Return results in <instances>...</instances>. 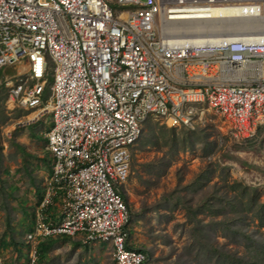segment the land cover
I'll return each instance as SVG.
<instances>
[{
	"label": "built area",
	"instance_id": "1",
	"mask_svg": "<svg viewBox=\"0 0 264 264\" xmlns=\"http://www.w3.org/2000/svg\"><path fill=\"white\" fill-rule=\"evenodd\" d=\"M215 9L234 12L225 29L192 30L210 26ZM4 68L16 71L2 81L8 99L29 113L24 123L52 115L45 135L52 171L25 236L28 264L55 236L105 243L113 264H146L127 245L122 187L131 149L146 120L193 129L205 110L235 139L257 138L264 0H0ZM55 203L58 222L48 213Z\"/></svg>",
	"mask_w": 264,
	"mask_h": 264
},
{
	"label": "rangeland",
	"instance_id": "2",
	"mask_svg": "<svg viewBox=\"0 0 264 264\" xmlns=\"http://www.w3.org/2000/svg\"><path fill=\"white\" fill-rule=\"evenodd\" d=\"M109 1L114 3V0ZM14 72L15 69L13 71L11 68L7 71V75H12ZM4 93L5 91L1 89L0 153L5 148L3 141L9 145V141L14 137L18 143H25L26 151L32 155L35 149L30 147L32 143H28V132L24 127L26 113L18 109L12 112L7 110L5 104L7 98H4ZM45 122L50 129L52 115L46 116ZM171 128H175L177 135H181L182 131H196L205 136L208 142L213 143L212 152L205 156L201 145L195 146L193 150L187 148L179 151L172 158L170 165L164 168L163 164L158 162L161 158H164L163 161H168L170 156L164 154L165 148L154 147L149 142V138L160 137L164 130ZM13 151L15 150L9 146L2 156V162L7 161L6 167L10 174L19 177L17 183L21 194L25 197L28 207L34 210V197L27 183V186L24 184L21 177L23 170L19 158L13 155ZM26 161L32 166L37 163L32 157L27 158ZM146 164L154 165L152 174L147 173ZM208 167L213 170L211 181L198 189L195 186L191 187L195 177ZM16 171H19V174ZM233 181L261 192L260 199L264 202V128L259 131L256 139L243 142L235 139L228 125L212 111L205 110L193 129L170 127L158 119L150 118L143 125L142 135L133 148L130 175L122 187L131 219L127 227L130 233L129 246L147 251L149 253L147 264H211L206 261L205 256L209 257L211 250L217 247L247 258L246 250L243 248L245 242L240 246L235 245L229 239L221 237V227L216 228L210 224L205 227V224L209 223L207 213L198 214V219L202 222L198 228L204 225L201 235L206 238V247L201 251L200 245L195 244V238L192 236L195 222L189 219L185 209L187 206L198 209L203 197L216 188H219V194L226 192V185H231ZM174 191L179 192L178 194L183 198L177 206L173 199L169 202L163 200L164 195ZM23 219L18 213L12 223L21 225ZM247 222H249L248 226L244 229L248 234L251 233L258 238L263 237L264 228H258L257 222L249 215ZM2 229L1 223L0 235ZM21 233L19 229L16 235L19 241L25 239ZM74 238L80 242L79 236ZM253 254V259L264 261V249L257 247ZM0 259L2 264H27L25 259H15L14 253L8 251V248L6 251H0ZM40 264H113V262L109 245L103 246L98 243L85 251L75 245L74 241L64 240L55 243L48 253L47 260Z\"/></svg>",
	"mask_w": 264,
	"mask_h": 264
},
{
	"label": "trees",
	"instance_id": "3",
	"mask_svg": "<svg viewBox=\"0 0 264 264\" xmlns=\"http://www.w3.org/2000/svg\"><path fill=\"white\" fill-rule=\"evenodd\" d=\"M52 82V78L50 75L48 76V84ZM4 90V98L8 97V89L5 87L2 76L0 72V90ZM48 93V88L45 90ZM3 98V99H4ZM2 111L0 110V122L2 117ZM26 113V111H25ZM149 120V119H148ZM146 120V121H148ZM145 121V123H146ZM144 123V124H145ZM143 124V125H144ZM40 125V126H39ZM39 126V127H37ZM44 126L42 122L38 123V125H30L28 126L27 132L29 136L35 137L36 133L39 132L40 128ZM45 127V126H44ZM164 129V128H163ZM47 132L50 130L47 126L45 128ZM143 126L141 128L142 135ZM181 135L176 134L175 128H171L169 130H164L161 133L160 137L152 136L151 139L149 138V142L159 149L165 148V155H169L168 161H163L164 158H161L158 163H162L164 168L168 167L172 161V158L179 153V151L184 149H191L193 150L195 146L201 145L204 148V155H209L213 150V143L208 142L206 137L198 134L196 131H182ZM139 137V138H140ZM139 140V139H138ZM137 140V141H138ZM161 141V142H160ZM248 142V141H247ZM137 143V142H136ZM212 145V146H211ZM135 146V145H134ZM131 149V156L133 148ZM10 147L13 148V155L19 158V162L21 164V169L23 170V175L21 177H25L29 184L36 190L39 196L38 186L36 184V178L34 175V165L32 166L30 163L26 161L27 158L32 157L35 158L33 155L28 153L25 147L19 144L15 138L13 137L10 140ZM46 148H47V141H46ZM16 152V153H15ZM50 154V153H49ZM51 155V154H50ZM14 158V156H11ZM52 164L53 158L51 156V160L49 162L50 171H52ZM153 164H146L147 173L152 174ZM7 169V168H6ZM212 169V168H211ZM209 167L203 170L197 177L192 181L191 187H196V189L203 187L205 184H208L211 181V175L213 170ZM0 170L5 171L4 163L2 162V155L0 153ZM6 172L9 174V170L7 169ZM19 174V171H16ZM160 176V173H158ZM227 191L224 193H218L219 188L214 189V191L207 196L202 198V203L198 207V209H193L192 207H185L187 211V215L189 219L194 221L193 223V237L195 238V244L200 245V250L204 251V247H206L205 240L206 238L201 235L204 231V225L202 228L200 227L202 224L201 220L198 219V214L207 213V217H209V223L205 224L212 225L213 227L220 228L221 227V237L229 239L231 243L240 246L244 242L243 248L246 250L245 255L247 256L240 257L236 253H231L226 251L222 248H213L211 250V254L209 257L205 256L207 262H211V264H264V261L253 259V253L255 248L259 247L260 249H264V235L263 237L258 238L254 237L253 235L248 234L246 228L248 226L247 219L248 215L251 217L252 220L257 222V227L263 229L264 228V202L261 201L260 197L261 192L258 190L243 185L238 181H233L231 185H226ZM179 192H172L170 194L164 195L163 200L165 202H169L170 199L175 200L174 204H180L179 202L182 201V197L178 194ZM122 197L124 202L126 203V199L122 192ZM15 202V204H13ZM184 203V202H183ZM37 204V203H36ZM35 204V205H36ZM127 205V203H126ZM35 207V206H34ZM128 207V205H127ZM129 210V208H128ZM0 213H2V234L0 235V251L3 250L12 251L15 255V259L17 260H24L28 264V252L29 246L25 242V237H23V241H19L16 239V235L18 234L19 229L21 230V234L26 236L28 233L32 232L33 230V221H34V210L33 208H29L28 204L26 203L25 197L20 192V189L15 185V181L7 182L5 180H0ZM18 213H20L21 217L24 218L21 225H16L12 223L13 218L17 217ZM130 214V212H129ZM131 222L130 216L129 221L126 224V229L128 224ZM128 230V229H127ZM129 232V230H128ZM130 236V233H129ZM68 240L67 237L64 236H55V237H48L43 239L38 246L39 249V259L37 264L41 262H45L48 258V253L52 250L55 243ZM75 245L82 247L85 251L93 247L95 244L98 243H91V244H82L81 242L74 243ZM103 246L107 245L105 243H100ZM129 248H131L128 244ZM223 247V246H222ZM254 247V248H253ZM140 252H143L147 257L149 253L143 249H137ZM204 256V254H202ZM24 261V262H25ZM146 262V264H147Z\"/></svg>",
	"mask_w": 264,
	"mask_h": 264
},
{
	"label": "crops",
	"instance_id": "4",
	"mask_svg": "<svg viewBox=\"0 0 264 264\" xmlns=\"http://www.w3.org/2000/svg\"><path fill=\"white\" fill-rule=\"evenodd\" d=\"M11 69V68H4V69H1L0 72H1V76L2 78L3 77H9L11 75H7V71ZM13 71H14V68H12ZM13 75V74H12ZM6 108L7 110L9 111H13L15 109H18L20 111H22V113H25L24 110L20 109V108H17L15 107V105L8 99H6ZM29 113L26 111V116L28 115ZM49 114H46L42 117H40L37 121H34V122H30V123H26V125L24 126L25 129L30 126V125H38V123L42 122L43 125L45 126H42L39 130L38 133H36L35 137L33 136H29L28 134V143L30 144V142L32 143L30 145V147H33V152H32V155L35 157L33 158L37 163H34V168H35V171H34V175H35V178H36V184L38 186V191H39V196L40 198L37 196V192L36 190L29 184L28 180L25 178V177H22L23 181H24V184L28 185V188H29V191L31 192V194L33 195L34 197V221L32 223L33 227H34V224H35V211H36V208H37V205L42 197V194H43V184L45 182V180L50 176L51 174V171H50V168H49V162L51 160V155L49 154V151L47 150L46 148V133H47V130H45V128L47 127V123L45 122V119H46V116H48ZM40 126V125H39ZM37 126V127H39ZM27 131V129H26ZM19 144L23 145L25 147V143H20ZM10 146V141H9V145L7 143H5L3 141V147H5L4 149H8V147ZM1 148V147H0ZM2 150V153L1 155L3 156L5 150ZM4 163V169L5 171L3 170H0V180H5L7 182L10 183V181H15V185L20 189V186H19V183H17L19 181V177L17 178V175H13V174H10L11 172L9 171V174L6 172V166H7V161L6 162H3ZM26 185V186H27ZM27 188V187H26ZM21 192V191H20ZM37 203V204H36ZM36 204V205H35ZM49 212V216L51 218V220L53 222H58L59 218H58V204L55 203L53 206H51L48 210ZM1 223H3V220H2V213H0V228H1ZM65 237V236H64ZM68 238V242L72 240V242L74 241V243L78 242L79 240L77 238H70V237H67ZM76 241V242H75Z\"/></svg>",
	"mask_w": 264,
	"mask_h": 264
},
{
	"label": "bare ground",
	"instance_id": "5",
	"mask_svg": "<svg viewBox=\"0 0 264 264\" xmlns=\"http://www.w3.org/2000/svg\"><path fill=\"white\" fill-rule=\"evenodd\" d=\"M234 15V12L229 10V9H215L212 11L210 17H213V19H211V25L210 26H203L202 24L200 25H190V27L192 28V30H202L204 28H209L210 30H214L215 32H220L219 30L221 29H225L228 25L226 24L227 22V18L231 17ZM230 21V20H229ZM228 21V22H229ZM232 22V21H230ZM235 22V21H234ZM185 28H188L185 27ZM222 35L217 34V35H212V37L218 38ZM20 70H23V68H21Z\"/></svg>",
	"mask_w": 264,
	"mask_h": 264
}]
</instances>
